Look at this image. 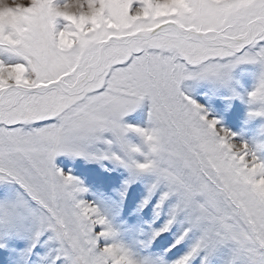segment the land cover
<instances>
[{"label": "snow or ice", "instance_id": "6c2138e0", "mask_svg": "<svg viewBox=\"0 0 264 264\" xmlns=\"http://www.w3.org/2000/svg\"><path fill=\"white\" fill-rule=\"evenodd\" d=\"M0 264H264V0H0Z\"/></svg>", "mask_w": 264, "mask_h": 264}, {"label": "clouds", "instance_id": "9594fccd", "mask_svg": "<svg viewBox=\"0 0 264 264\" xmlns=\"http://www.w3.org/2000/svg\"><path fill=\"white\" fill-rule=\"evenodd\" d=\"M14 3H22L23 0H13Z\"/></svg>", "mask_w": 264, "mask_h": 264}]
</instances>
